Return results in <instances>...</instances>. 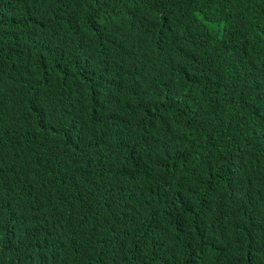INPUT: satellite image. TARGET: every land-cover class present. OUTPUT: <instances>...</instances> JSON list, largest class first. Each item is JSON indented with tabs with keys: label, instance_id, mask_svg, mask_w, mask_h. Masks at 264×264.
<instances>
[{
	"label": "trees",
	"instance_id": "1",
	"mask_svg": "<svg viewBox=\"0 0 264 264\" xmlns=\"http://www.w3.org/2000/svg\"><path fill=\"white\" fill-rule=\"evenodd\" d=\"M0 264H264V0H0Z\"/></svg>",
	"mask_w": 264,
	"mask_h": 264
},
{
	"label": "clouds",
	"instance_id": "2",
	"mask_svg": "<svg viewBox=\"0 0 264 264\" xmlns=\"http://www.w3.org/2000/svg\"><path fill=\"white\" fill-rule=\"evenodd\" d=\"M260 259V256L258 255V253L256 252V250H254L251 247H245V259H246V263L247 261L250 259Z\"/></svg>",
	"mask_w": 264,
	"mask_h": 264
}]
</instances>
